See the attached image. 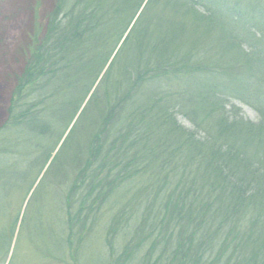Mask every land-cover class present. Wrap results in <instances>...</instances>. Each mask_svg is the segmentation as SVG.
I'll return each mask as SVG.
<instances>
[{
  "label": "trees",
  "instance_id": "obj_1",
  "mask_svg": "<svg viewBox=\"0 0 264 264\" xmlns=\"http://www.w3.org/2000/svg\"><path fill=\"white\" fill-rule=\"evenodd\" d=\"M20 56L0 200L59 198L51 264H264V0H53Z\"/></svg>",
  "mask_w": 264,
  "mask_h": 264
},
{
  "label": "rangeland",
  "instance_id": "obj_2",
  "mask_svg": "<svg viewBox=\"0 0 264 264\" xmlns=\"http://www.w3.org/2000/svg\"><path fill=\"white\" fill-rule=\"evenodd\" d=\"M52 2L53 0H0V14H4V18L0 15V126L7 118L8 103L16 84L12 77L21 73L23 69L22 56L17 58L18 51L30 43V36L34 33L36 25L38 23L44 25L45 16L51 8ZM233 101L242 108L244 118L258 121L259 116L252 107L236 100ZM179 120L181 124L191 127V123L184 117L179 116ZM34 187L35 185L30 190V194ZM68 189L69 187L65 186L62 189L63 193L65 191L67 193ZM1 190L0 187V195L2 194ZM21 191L22 187L19 186L11 188L8 193L10 194L9 198L2 197V201L0 200V264H51L46 255L40 254L39 249L42 241L38 237L39 231H42L41 224H43L42 227H45L43 233L45 236L49 219L43 217L45 218L43 223H39L37 213L40 214L48 210L47 217L48 215L52 216V213L55 214L58 211L59 198L55 201L46 197L44 205H48L47 209H32L31 206L25 209L28 199L26 192ZM57 195L58 192L53 190V197ZM53 204L55 208L51 209ZM50 205L52 206L50 207ZM20 210V219L11 240L9 232L11 217H14ZM106 210L110 212V209ZM98 232L100 230L95 233ZM92 242L94 243V241ZM99 242L94 244L93 248L103 249L104 241ZM94 258L97 260L95 255Z\"/></svg>",
  "mask_w": 264,
  "mask_h": 264
}]
</instances>
